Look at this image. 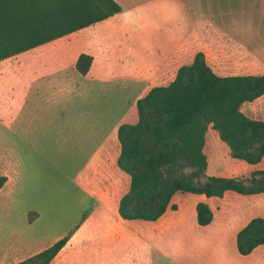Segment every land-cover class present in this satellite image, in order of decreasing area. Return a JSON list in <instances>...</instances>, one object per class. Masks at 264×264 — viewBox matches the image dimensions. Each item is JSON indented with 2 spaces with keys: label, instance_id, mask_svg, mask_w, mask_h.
Wrapping results in <instances>:
<instances>
[{
  "label": "rangeland",
  "instance_id": "1",
  "mask_svg": "<svg viewBox=\"0 0 264 264\" xmlns=\"http://www.w3.org/2000/svg\"><path fill=\"white\" fill-rule=\"evenodd\" d=\"M163 1L118 2L122 24L130 27L133 17L145 27L142 42L135 39L145 61L163 63L177 51L158 66L156 75L124 70L136 59L130 34L127 39L109 34L105 24L0 62V72L17 71L10 85L0 87V94L15 95L0 113V174L10 177V195L0 199V264H18L67 235L65 247L49 264H220L239 260L237 229L252 218L264 220V193L228 192L211 199L177 195L171 200L175 208L169 207L159 220L119 221V201L129 177L118 168L117 153L110 162L103 158L107 165L98 170L105 177L99 185L107 205L102 193L91 191L92 171L107 154L96 153L103 139L114 127L133 123L136 101L152 87L170 83L197 53L219 76L264 74V0ZM135 2L145 5L135 11ZM96 35V49L103 56L92 75L81 76L74 61L88 51L84 39ZM38 53L41 67L20 69ZM104 62L112 72L99 71ZM242 111L264 120V96ZM205 155L207 169L195 180L200 184L209 177H227L251 186L264 171V157L255 165L233 158L212 129ZM198 202L207 203L212 212L210 227L197 224ZM103 211L107 220L101 219Z\"/></svg>",
  "mask_w": 264,
  "mask_h": 264
},
{
  "label": "trees",
  "instance_id": "2",
  "mask_svg": "<svg viewBox=\"0 0 264 264\" xmlns=\"http://www.w3.org/2000/svg\"><path fill=\"white\" fill-rule=\"evenodd\" d=\"M121 12L115 0H0V62L102 22ZM92 57L81 54L75 70L85 76ZM264 96L263 75L219 76L204 54L180 66L167 85L149 89L136 101V119L117 129L118 168L129 177L119 201L124 221H156L175 208L171 200L191 194L206 199L226 193H264V171L251 186L227 177L195 182L206 171L205 148L212 129L232 157L255 165L264 157V120L245 115L242 108ZM185 170H190L186 173ZM7 182L0 176V190ZM196 221L213 219L205 202L195 205ZM70 236L18 264H49ZM242 256L264 247V220H249L236 234Z\"/></svg>",
  "mask_w": 264,
  "mask_h": 264
},
{
  "label": "crops",
  "instance_id": "3",
  "mask_svg": "<svg viewBox=\"0 0 264 264\" xmlns=\"http://www.w3.org/2000/svg\"><path fill=\"white\" fill-rule=\"evenodd\" d=\"M115 1L117 3L119 2V0H115ZM165 1H163V3H165ZM133 5H134L135 11L136 10L140 11L139 9H142L141 7H143L145 4H142V3L138 4V3L135 2V3H133ZM120 16H121L120 13L116 14V15H114V16H112V17H110V18H108V19H106V20H104L102 22L96 23L94 25H91V26L86 27L84 29H81L79 31L86 30V29H88L90 27H96V25H104L105 24L106 27H108L109 30H110L109 34H113V32L116 33V34H121L126 39L129 36V34H130V36H129V44L130 45L132 44L131 53L133 52V54H131V55L134 56L136 59H134V62H131L128 67H125L123 69L124 70H129L131 72V74H133V75L138 74L137 72L146 73L147 75H149V74L156 75L158 73V71H159L158 66H163L164 62L169 60L171 58V56L174 53H176L177 51L173 52L165 61H163V63H159V62H157V63H149V62L145 61L143 59V57L140 55V53L138 54L139 49L137 51V48H136L137 47V43H135V39L137 40V36H138L139 40H141L140 43L142 42L143 37H145V35H146L145 27H143L140 24H135L136 21H135V19L133 17H131L128 20V22H130V27H127L126 25L121 23ZM136 26L140 27L139 28L140 31H136V32L133 31V30L131 31V29H133ZM128 28L130 29V32L126 36V32H127ZM121 29H123V30H121ZM98 38L99 37L96 35L94 37H91V38H88V39H84V43H85L88 51H86V53H81V54H86V55H89V56L92 57V63H91L90 69H89L88 73L85 76L93 74L92 70H93L94 65L96 63V60L99 59L101 56H103V52H100L99 50L96 49V45L98 44L97 43V39ZM229 39H231V38H229ZM47 44L38 46L36 48H33V49H31V50H29L27 52H23L21 54L28 53L30 51H33V50L38 49L40 47H43V46H45ZM135 45H136V47H135ZM138 46H139V44H138ZM80 55H78L77 58ZM138 56H140V62H138ZM77 58H76V60H77ZM41 60H43V56L41 54H39V53L38 54H32L31 57H28V61L27 62H29V64L26 65L24 63V64L20 65L21 66L20 69H24L25 68L24 71L29 72V71H31L33 69L39 68V67H41L44 64V62L42 63ZM76 60L74 61V67H75ZM112 68L113 67H109L104 62V65L99 69V71H101L102 69H106L107 71L112 72L111 71V70H113ZM117 70L121 71V69H117ZM16 72L17 71L0 72V87L6 86V85H10L12 78L16 76V74H15ZM33 72H35V71H33ZM14 97H15L14 93H11L10 95L8 94L7 96H5L4 94H0V113H3V112L5 113V111L8 109V107L10 105H12V103L14 102ZM120 125L114 127L112 129V131L109 133V135H107L103 139V141L100 143V145L98 146V149H97L96 153H99L100 151L104 150V151L107 152V154L100 158V162H99L98 168H96V169H94L92 171L91 177L89 178L90 181L92 182L91 183V191H93V190L96 191L97 190V192L102 193L103 197L106 200L105 206L107 205V194L103 190V186L99 185V182L102 181L105 177L104 176L99 177L98 176V174H99L98 170H99L100 167H103V166L107 165V163H105L103 161V158H107L108 162H110V160L112 158L111 156L116 155V153L119 155L120 147L116 143V139H117L116 137H117V129H118V127ZM0 176H6L7 177V182L5 183V185L0 190V199H2V198H6L7 196L10 195V192L8 190V186L10 184V177H8L7 175H5L3 173H1ZM104 214H106L105 211H103L101 219L102 220H107V217H105ZM118 218H119V221H123L119 216H118ZM159 219H157V220H159ZM212 223L214 224V217H213V220L211 221V223L209 225H207V226H204V227H210L212 225ZM241 228L237 229L236 232H238ZM147 247L148 246H146V248ZM138 253H140V252H138ZM35 254H37V252ZM35 254H33V255H35ZM238 255H239V260L231 261V262H221L220 264H264V247L263 246H259V247L255 248L254 251L251 254H249V255H246V256H242L240 254H238ZM188 263H190V264H200V263H197V262H188Z\"/></svg>",
  "mask_w": 264,
  "mask_h": 264
}]
</instances>
